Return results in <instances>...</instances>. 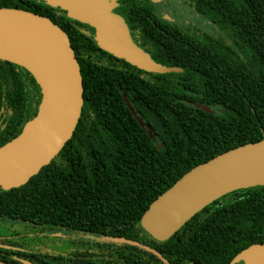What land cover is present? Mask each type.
<instances>
[{
	"label": "trees",
	"instance_id": "1",
	"mask_svg": "<svg viewBox=\"0 0 264 264\" xmlns=\"http://www.w3.org/2000/svg\"><path fill=\"white\" fill-rule=\"evenodd\" d=\"M187 2L226 38L162 16L151 0H120L114 9L156 62L182 69L155 73L100 48L95 29L66 10L43 0H0V7L58 24L70 37L84 81L71 139L26 184L0 187V228L15 245L51 247L53 264H230L242 250L264 243V185L227 193L166 241L141 226L151 203L185 173L264 138V0ZM41 100V87L26 68L0 60V147L37 115ZM63 230L104 238L76 243L49 235ZM22 232L23 238H14ZM28 235L37 242H25ZM122 237L158 250L168 263L144 247L114 240Z\"/></svg>",
	"mask_w": 264,
	"mask_h": 264
},
{
	"label": "water",
	"instance_id": "2",
	"mask_svg": "<svg viewBox=\"0 0 264 264\" xmlns=\"http://www.w3.org/2000/svg\"><path fill=\"white\" fill-rule=\"evenodd\" d=\"M45 1L92 26L98 46L114 56L148 72L182 71L156 62L135 43L125 19L114 11L120 0ZM0 60L26 68L42 90L37 115L18 136L0 147V187L10 190L26 184L71 139L82 114L84 81L69 35L50 18L28 10L0 7ZM123 98L152 137V128L138 115L126 94ZM194 105L214 112L206 104ZM259 185H264V138L223 152L185 173L151 203L141 226L154 239L166 241L220 197ZM114 240L144 247L167 262L158 250L140 241L123 237ZM236 263L264 264V243L242 250L230 262Z\"/></svg>",
	"mask_w": 264,
	"mask_h": 264
},
{
	"label": "rangeland",
	"instance_id": "3",
	"mask_svg": "<svg viewBox=\"0 0 264 264\" xmlns=\"http://www.w3.org/2000/svg\"><path fill=\"white\" fill-rule=\"evenodd\" d=\"M157 10L161 12V15H166V17L170 20H173L178 23H188L193 22L197 24L203 30L214 34L218 37L226 38L225 33L220 31L214 24L210 21L204 19L201 16H198L194 13L192 9L187 7V5L183 2V0H167L164 4L156 5ZM50 236L60 237L63 239L73 240L74 242L79 241H89V240H103L104 237L102 236H95L93 234H84L75 233V232H68V231H51ZM23 238V232L21 236H15V239ZM51 239V238H50ZM38 239L35 238L33 235H28L25 237V242L27 243H34L37 242ZM57 245L56 243H54ZM67 245V242L65 243Z\"/></svg>",
	"mask_w": 264,
	"mask_h": 264
},
{
	"label": "flooded vegetation",
	"instance_id": "4",
	"mask_svg": "<svg viewBox=\"0 0 264 264\" xmlns=\"http://www.w3.org/2000/svg\"><path fill=\"white\" fill-rule=\"evenodd\" d=\"M43 1L46 3L45 0ZM166 1L167 0H161L155 4L156 5L164 4ZM183 2L187 5V7L190 8L187 0H183ZM159 13L161 14V12ZM163 16L166 17V15H163ZM0 220H1V217H0ZM43 234L46 235V233H43ZM5 249L9 250V252H6ZM17 252L31 254L32 256L37 254V252H41L45 257L44 258L39 257L38 258L39 261H36L31 257H24L21 255H18L16 254ZM52 252L53 251L51 247L44 248L43 246H40V245L31 246V247H26L25 245H15L13 243V235L4 234L3 230L0 228V264H53V261H52L53 253ZM66 259L69 260L70 258L66 257Z\"/></svg>",
	"mask_w": 264,
	"mask_h": 264
}]
</instances>
